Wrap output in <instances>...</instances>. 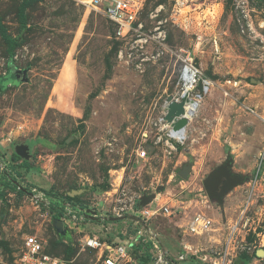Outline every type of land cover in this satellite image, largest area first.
<instances>
[{
  "label": "rangeland",
  "instance_id": "374dc122",
  "mask_svg": "<svg viewBox=\"0 0 264 264\" xmlns=\"http://www.w3.org/2000/svg\"><path fill=\"white\" fill-rule=\"evenodd\" d=\"M24 1L0 0V20L18 43L11 57L0 35V81H9L0 92V151L12 179L50 191L52 203L43 208L9 196L0 180L1 247L16 250L37 233L48 253L98 264V251L80 241L138 237L133 211L143 196L155 195L147 208L177 215L155 217L150 226L169 251L188 253L184 264L223 251L232 264H264V2L149 0L145 29L166 37L127 61L102 15L72 0H40L26 10L23 26ZM188 55L213 86L189 121L187 140L169 153L157 143L155 124L168 97L180 92ZM16 144L29 146L28 159L13 158ZM141 148L147 159H137ZM227 162L241 181L221 201L208 197L204 182ZM62 203L78 218L94 219L61 235L55 221ZM197 215L211 221L203 235L188 229ZM146 236L131 264H151Z\"/></svg>",
  "mask_w": 264,
  "mask_h": 264
},
{
  "label": "built area",
  "instance_id": "2783aa9c",
  "mask_svg": "<svg viewBox=\"0 0 264 264\" xmlns=\"http://www.w3.org/2000/svg\"><path fill=\"white\" fill-rule=\"evenodd\" d=\"M76 4L84 7L86 13L100 14L113 28L114 39L124 45L118 52L119 59L126 58L133 61L144 55L143 50L148 44L160 43L164 41L166 35L159 28H155L152 33L145 29L143 20L144 11L149 0H72ZM160 9H157L158 13ZM153 17V15L151 16ZM148 57H146L147 59ZM145 60V59H143ZM180 92L177 97H173L177 103H183L184 114L175 117L173 122L168 123L164 117L156 122L158 126L157 143L164 142L165 146L172 151H176L175 144L180 142L173 134V125L176 121L185 118L188 110L192 112L195 119L201 109L203 100L211 93L212 80L207 77L195 64L191 56H186L182 60L179 68ZM168 107V103H167ZM189 122V120H188ZM191 122H189L188 126ZM188 126L186 127L188 129ZM185 128V129H186ZM148 157L146 149L137 151V159L144 160ZM13 171L9 168V163L0 151V180L3 182L2 192L7 191L9 196H18L19 191L23 192V198L30 200L37 207H49L52 197L48 191H41L36 187L23 185L12 179ZM9 184L11 188H5ZM59 211L64 227H72L77 222L90 220L87 216L78 218L73 214L72 206L69 203H62ZM64 207V208H63ZM133 213L140 220L136 221L137 238L128 233L118 235L114 241L101 242L97 237L85 236L87 239L80 241L83 247L97 250L99 254L98 264H131L134 262L133 253L139 246L138 239L147 235L144 240L148 245V254L151 264H184L188 260V253L185 251L173 253L164 247L158 234L150 228V221L158 216L176 215V210L162 206L152 211L147 207L137 208ZM140 225V227H138ZM74 229V227H72ZM191 233L203 235L211 229V221L203 216H195L188 223ZM140 236V237H139ZM123 238V239H122ZM1 240V238H0ZM203 264H232L227 251L211 252L201 259ZM0 264H75L74 260L64 259L50 254L46 251L43 241L37 233L26 234L20 246L16 250L6 251L0 245Z\"/></svg>",
  "mask_w": 264,
  "mask_h": 264
},
{
  "label": "water",
  "instance_id": "95a60500",
  "mask_svg": "<svg viewBox=\"0 0 264 264\" xmlns=\"http://www.w3.org/2000/svg\"><path fill=\"white\" fill-rule=\"evenodd\" d=\"M264 2V0H260ZM19 80V75L16 77ZM168 104V113L164 117V120L168 123L173 122L175 117H180L184 114L183 103H177L174 101L173 96H169L167 99ZM189 122L187 119L183 118L176 121L173 125L174 131H180L185 129L188 126ZM14 153L18 155L22 159H28L30 156V149L28 145L18 144L14 147ZM232 168V162H227L224 166L220 167L218 171L211 174V176L204 182V188L206 194L210 198H215L219 201L222 200L223 196L231 190L233 187L239 184L241 181L240 177L232 176L230 171ZM182 176H187V173H182ZM163 187H159L157 192L160 193L163 191ZM156 198L155 195L151 196H143L137 203L138 208L146 207L149 203L153 202ZM90 219H94L93 216H87ZM112 220H117V218H113ZM135 221L140 220L137 217H134ZM55 228L58 233L66 236L67 230L65 229L63 222L58 219L55 221Z\"/></svg>",
  "mask_w": 264,
  "mask_h": 264
},
{
  "label": "trees",
  "instance_id": "16d2710c",
  "mask_svg": "<svg viewBox=\"0 0 264 264\" xmlns=\"http://www.w3.org/2000/svg\"><path fill=\"white\" fill-rule=\"evenodd\" d=\"M37 1H40V0H25L20 8H19V12H18V17H19V20L21 22V24L23 26L26 25V21H27V17H26V10L29 8V6ZM0 35L3 39V41L6 43L7 47H8V51H9V55L11 57H13V54L15 53L17 47H18V43L16 41V39L10 35V33L8 32L6 26L2 23V21L0 20ZM9 83V81H0V92H2L4 90V88L6 87V85H4V83ZM13 158L15 160H20L21 158L16 155L14 153L13 155ZM25 166H26V169H28L27 165H26V162H25ZM5 188H11L9 184H5ZM49 195H51V192L48 191ZM24 194L22 191H19L18 193V196L22 197ZM60 217V216H59ZM150 257V256H149Z\"/></svg>",
  "mask_w": 264,
  "mask_h": 264
},
{
  "label": "bare ground",
  "instance_id": "6f19581e",
  "mask_svg": "<svg viewBox=\"0 0 264 264\" xmlns=\"http://www.w3.org/2000/svg\"><path fill=\"white\" fill-rule=\"evenodd\" d=\"M169 104V103H168ZM185 119L187 120H193L194 118L192 117V112L190 110H188L185 114ZM173 134L177 137V139L180 142H185L188 138V133H187V128L186 129H182L180 131H173ZM201 216V215H199Z\"/></svg>",
  "mask_w": 264,
  "mask_h": 264
},
{
  "label": "crops",
  "instance_id": "0c3cea01",
  "mask_svg": "<svg viewBox=\"0 0 264 264\" xmlns=\"http://www.w3.org/2000/svg\"><path fill=\"white\" fill-rule=\"evenodd\" d=\"M71 71H72V70H71ZM54 87H55V86H54ZM16 145H18V144H16ZM16 145H15V146H16ZM15 146H14V147H15ZM176 215H177V214H176ZM150 228H151V226H150ZM151 230H152V228H151ZM152 231H153V230H152ZM93 237H97V236L94 235ZM136 238H137V237H136ZM159 238H160V237H159Z\"/></svg>",
  "mask_w": 264,
  "mask_h": 264
}]
</instances>
